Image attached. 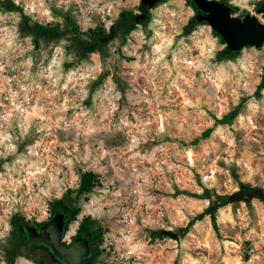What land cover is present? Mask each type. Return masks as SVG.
<instances>
[{"label":"rangeland","instance_id":"374dc122","mask_svg":"<svg viewBox=\"0 0 264 264\" xmlns=\"http://www.w3.org/2000/svg\"><path fill=\"white\" fill-rule=\"evenodd\" d=\"M223 1L263 17V0ZM195 15L186 0H0V264L19 240L13 217L46 221L57 202L79 208L67 237L102 234L95 264H264V202L221 206L264 186V46L224 57ZM39 25L56 31L37 37ZM97 27L108 37L84 53ZM81 170L101 182L90 194L69 191Z\"/></svg>","mask_w":264,"mask_h":264},{"label":"water","instance_id":"95a60500","mask_svg":"<svg viewBox=\"0 0 264 264\" xmlns=\"http://www.w3.org/2000/svg\"><path fill=\"white\" fill-rule=\"evenodd\" d=\"M163 0H141V8L146 10L154 7ZM198 12L196 19L206 21L212 29L225 41L226 50L238 52L247 46L260 48L264 46V0L258 7V14L247 13L243 17L233 13L232 7L221 0H194ZM235 191L227 200H244L249 202L253 198H259L264 202L262 187H250L247 196L238 195ZM65 215L56 213L38 231L37 236L48 244L65 264H81L83 258L89 253V242L77 238L71 244H65L62 240L64 232Z\"/></svg>","mask_w":264,"mask_h":264},{"label":"trees","instance_id":"16d2710c","mask_svg":"<svg viewBox=\"0 0 264 264\" xmlns=\"http://www.w3.org/2000/svg\"><path fill=\"white\" fill-rule=\"evenodd\" d=\"M186 2L188 3V5L192 6L196 11H199L194 0H186ZM2 3H4V2H2ZM4 7L8 10L13 9L10 6H7L6 4H4ZM237 9H238L237 6H233L232 7L233 13ZM135 16H136V14H134L130 10H124L120 14L121 18H134ZM195 20H196V16H195ZM203 22L207 23L206 21H203ZM72 28L76 32L79 31V28L76 25H72ZM22 29L24 31H30L31 28L26 23H24V24H22ZM38 29L39 30H37V31H35L33 29V33L36 34L37 37H39L40 35L52 36V34L50 32H52L54 30V29H51L50 27L44 26V25H39ZM54 31H56V30H54ZM89 33L92 34V36L95 39V42L93 44H89L86 42L80 43V50L83 51L84 53H87L88 51H93L95 44L103 43L104 41H106V37H108L107 36L108 34L103 27H97L95 29H90ZM54 34H55V32H54ZM216 34L218 36H220L217 32H216ZM36 40L38 42L37 38H36ZM222 41H223V43H225V41L223 39H222ZM238 52L227 51L226 47H225V50L222 52V54L224 57L231 58L233 55L237 54ZM238 115H239V111L237 109L230 110L225 115H223L221 118L216 119L214 125L208 127L202 133V138H209L212 135V133L214 132L215 127L218 125H232V123L234 122V120L236 119V117ZM197 142H198V140H195L193 142V144H195ZM99 185H101V182L98 178V175L95 172H93L91 170H81L80 182H79L78 188L76 190H69V191L71 193L76 192L78 194H90ZM205 191L209 192L210 190L206 189ZM225 204H226V198L224 200H222L221 206H224ZM67 207H68V212H67L68 215L70 216V218L75 219V217L77 216V214L79 212V208H74L73 205H68ZM63 208H65V207L64 206L62 207L57 202V204H54L53 209L54 210H57V209L62 210ZM202 214L203 215L204 214H210V218H211L214 230H215L217 236L221 237L219 225L217 222L216 208L213 206H209L207 208V210L204 211ZM12 223L16 228L15 231H13V233L16 235H19L21 238L20 242H22L24 240V235H25L24 224L26 223V219L23 216L18 214V215L13 217ZM91 236L93 237L94 241H96V243H98V245L103 241L102 240V234L96 230L91 232ZM167 236H171L173 238L176 237L174 232L168 231V230H162V229H154L150 233L151 239H161V238H165ZM20 242L16 243L13 246L12 253H11L10 257H8L6 260V262L8 264H14L16 259L18 258V256L22 255V252L19 249ZM97 253H98V249L96 248V253L94 255H97ZM94 255H93V257H94ZM29 256L32 257L37 262V264H59V262L57 260H55L53 256L49 255L45 250L32 251L29 254Z\"/></svg>","mask_w":264,"mask_h":264},{"label":"flooded vegetation","instance_id":"af4514ba","mask_svg":"<svg viewBox=\"0 0 264 264\" xmlns=\"http://www.w3.org/2000/svg\"><path fill=\"white\" fill-rule=\"evenodd\" d=\"M223 1V0H221ZM230 5V4H229ZM231 7H233L232 5H230ZM198 11H196L197 13ZM247 47H253V46H247ZM252 186L249 185H241L237 191L238 195L240 196H247V193L249 191V188ZM253 187H262L263 191H264V186H253ZM58 212H63L65 215V224H64V232L62 235V240L65 244H71L72 242H74L77 238H81L83 240H88L89 242V253L87 256H85L83 258V261L81 264H95V261L97 259V255H94L96 253V241H94L93 237L91 236V232L95 231L92 229H89L87 226H82V224H80L78 226V228L76 229V231L69 237H67V233L69 230V220H70V216L68 215V207L63 208L62 210H53V213L51 215V218H49L46 221H42V222H31L26 220V223L24 224V230H25V235H24V240L22 242L21 238L19 235L18 238V243L19 244V249L22 252V255L20 256H26L27 258H29L31 260V262L33 264H37V262L29 256V254L32 251H41V250H45L49 255L53 256L55 260H57L59 262V264H65V262L54 253L53 249L46 244L43 240H41L38 236L37 233L40 230V228L49 220L52 219V217L58 213ZM67 228V229H66ZM15 226H14V230H15ZM16 235V234H15ZM98 254V253H97ZM94 255V257H93ZM18 256V257H20Z\"/></svg>","mask_w":264,"mask_h":264}]
</instances>
